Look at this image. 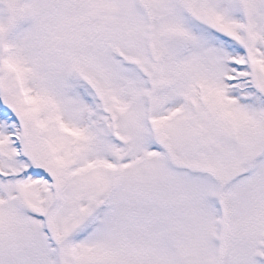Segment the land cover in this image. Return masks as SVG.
I'll list each match as a JSON object with an SVG mask.
<instances>
[{"label": "snow or ice", "instance_id": "snow-or-ice-1", "mask_svg": "<svg viewBox=\"0 0 264 264\" xmlns=\"http://www.w3.org/2000/svg\"><path fill=\"white\" fill-rule=\"evenodd\" d=\"M0 264H264V0H0Z\"/></svg>", "mask_w": 264, "mask_h": 264}]
</instances>
